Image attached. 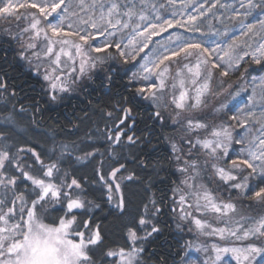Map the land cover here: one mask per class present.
<instances>
[{"label":"snow or ice","instance_id":"obj_1","mask_svg":"<svg viewBox=\"0 0 264 264\" xmlns=\"http://www.w3.org/2000/svg\"><path fill=\"white\" fill-rule=\"evenodd\" d=\"M174 5L0 0V264H147L166 214L203 264H264V88L233 103L264 72V0ZM91 85L70 131L26 138Z\"/></svg>","mask_w":264,"mask_h":264},{"label":"trees","instance_id":"obj_2","mask_svg":"<svg viewBox=\"0 0 264 264\" xmlns=\"http://www.w3.org/2000/svg\"><path fill=\"white\" fill-rule=\"evenodd\" d=\"M187 2V0H185ZM191 2V0H189ZM229 3H235L236 0H228ZM207 6V4H206ZM238 6V3H237ZM191 11V7L187 8ZM166 10V13L167 14ZM213 11H217L213 9ZM169 13V12H168ZM211 23L215 25V28H219L221 30L224 29V25L216 23L214 19L211 20ZM227 27L229 29L233 28L235 22H226ZM207 27V22H206ZM238 34V33H237ZM6 48L7 45H4ZM14 49L9 50V60L11 61L13 58ZM2 54V53H0ZM245 67H249L245 65ZM257 65H251L249 67V72L244 78L243 81L235 80L236 84H239L241 88L245 89L240 92V95L236 98V101L233 103L236 107L244 105L248 100V96L250 95L251 90L255 87L257 80L262 78L264 72H260L258 70ZM9 73L12 76L20 77L21 73L16 70L15 67L9 68ZM253 77H255V81H253ZM18 82V80H17ZM98 83V81H97ZM99 93L96 90V85H91L86 93L81 94L79 97L73 98L69 100L65 105L61 106L57 109L56 112H46L43 116L37 117L38 124H31L30 126L24 129V134L27 139L34 140L37 143L45 140L46 137L51 136L53 131H56L60 135L70 131L72 125L75 123V118L82 115V110L88 108L89 101H92V107L95 106V101L99 99ZM235 108H233V112L226 113L224 115V119L228 120L229 116L235 113ZM143 119L147 120L148 113L144 111L142 113ZM93 119H98V117H94ZM53 120L56 123H53ZM72 123H69V122ZM103 124L101 123V128ZM144 128V123L140 124V129ZM87 130V129H85ZM92 130H95V126H92ZM102 143V138L100 140ZM103 151V149H100ZM171 182H169L170 184ZM156 189H160L157 191ZM156 189H153V192L157 197L161 195L163 191H167L164 186L157 184ZM247 203V202H246ZM167 211V210H166ZM161 227L163 229L162 234L158 239H156L153 244L148 246L147 251L144 253V257L147 260V264H159L164 258H167V264H182V257L185 256L186 249L183 247L185 245V233L181 232L177 229L176 223L174 222L172 216L170 214H166L161 218Z\"/></svg>","mask_w":264,"mask_h":264},{"label":"rangeland","instance_id":"obj_3","mask_svg":"<svg viewBox=\"0 0 264 264\" xmlns=\"http://www.w3.org/2000/svg\"><path fill=\"white\" fill-rule=\"evenodd\" d=\"M187 2L190 3L189 0H187ZM185 3H186L185 0H175L174 7H175V9L177 11H180L181 9H184V4ZM166 10H168L166 15H170L171 12L173 11V6H171V5L168 6L166 9L162 10V12H164V14H165ZM184 10L186 12H190L187 8L184 9ZM154 39H159V38H154ZM262 78H264V75H263ZM261 88H264V84L261 83V78H259V80H257V83H256L255 87L253 88V90H251L250 95H252L253 92H255L257 97H258L259 94H260ZM178 94H179V88H177V95ZM246 103H247V101L245 102V104ZM243 106L244 105H241L239 107H243ZM183 232L185 233V236H186L185 244L190 242V241L193 242L194 244H198V243H200L201 241H203L205 239L204 237L197 238L194 233H189L187 231V228H185V230ZM211 242L212 241L210 240L209 244ZM184 258L195 260L197 262V264H203L204 259H205V254L196 252L195 248L193 247L191 249H187L186 250ZM218 264H235V262L231 259L230 256L222 255V259H221L220 262H218Z\"/></svg>","mask_w":264,"mask_h":264}]
</instances>
